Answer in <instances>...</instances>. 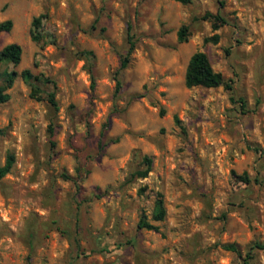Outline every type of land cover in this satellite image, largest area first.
I'll return each mask as SVG.
<instances>
[{
    "label": "rangeland",
    "instance_id": "374dc122",
    "mask_svg": "<svg viewBox=\"0 0 264 264\" xmlns=\"http://www.w3.org/2000/svg\"><path fill=\"white\" fill-rule=\"evenodd\" d=\"M6 19L0 48L22 55L0 67V85L16 71L0 102V164L15 158L0 179V264H240L250 249L246 264H264V0H0ZM195 51L235 102L223 85L186 87ZM144 156L149 172L131 177Z\"/></svg>",
    "mask_w": 264,
    "mask_h": 264
},
{
    "label": "trees",
    "instance_id": "16d2710c",
    "mask_svg": "<svg viewBox=\"0 0 264 264\" xmlns=\"http://www.w3.org/2000/svg\"><path fill=\"white\" fill-rule=\"evenodd\" d=\"M177 2H180L182 4H186L191 2V0H175ZM205 18L210 17L214 21V28H216L218 25L225 23V19L218 16V15H212L210 13H207ZM43 15L40 14L38 16H34L31 21V29H30V37L34 42H39L41 40V21H42ZM12 28V20L6 19L3 21H0V31H9ZM187 30L188 26L183 24L180 26V28L177 31V40L179 42H183L186 40L187 36ZM133 49V43L130 42V46L128 48V55ZM22 55V48L20 44L17 42H10L5 44L3 47L0 48V67L2 65L12 64L13 66H16L20 63ZM127 56L124 57L121 61L120 68H123L126 63ZM16 75V71L14 70H8L6 67L2 71V77L4 80V83L0 85V102H4L9 99V94L5 92L7 88H9L14 80V77ZM22 78L29 84L30 86V95L36 99L40 98L39 92V86L37 81H39V77L34 75L29 68H25L21 71ZM184 83L186 87H193V86H203V87H217L220 85L225 86L229 92H230V100L232 102H235V99L232 94V86L229 84L222 74L220 72L215 71L211 63L203 51H195L191 54L189 57L185 74H184ZM120 83L117 81L116 83V89H119ZM48 101L53 106V108L56 110L58 109L57 102L55 99L54 92H49L48 94ZM241 105H243V101L241 100ZM52 133V129L50 130ZM144 163L146 167L141 170H136L132 172L131 177L137 176V177H145L147 173L150 170L151 166V159L147 156H144L143 158ZM15 161L14 155L12 153L7 154L5 161L3 164H0V179L7 174L11 167L13 166ZM166 214L165 205L162 199L161 194H157V197L154 201V206L151 214V218L154 221H160L163 220ZM138 227L146 228V229H153L157 230V226L151 223L147 220L146 216L142 214L141 219L138 222ZM256 247L260 248L263 247V245L255 244ZM227 249L233 250L240 254L239 249L234 244H225L224 245ZM252 249L248 250L245 254V257L240 264H246L247 259L252 257Z\"/></svg>",
    "mask_w": 264,
    "mask_h": 264
}]
</instances>
